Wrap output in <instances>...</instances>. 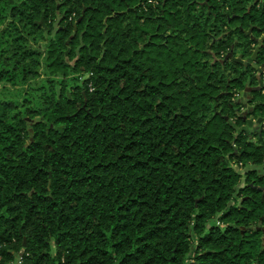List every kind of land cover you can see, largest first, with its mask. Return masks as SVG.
Wrapping results in <instances>:
<instances>
[{
	"label": "trees",
	"instance_id": "obj_1",
	"mask_svg": "<svg viewBox=\"0 0 264 264\" xmlns=\"http://www.w3.org/2000/svg\"><path fill=\"white\" fill-rule=\"evenodd\" d=\"M204 1L0 0V264H264V130L225 59L264 0Z\"/></svg>",
	"mask_w": 264,
	"mask_h": 264
},
{
	"label": "flooded vegetation",
	"instance_id": "obj_2",
	"mask_svg": "<svg viewBox=\"0 0 264 264\" xmlns=\"http://www.w3.org/2000/svg\"><path fill=\"white\" fill-rule=\"evenodd\" d=\"M257 0H253L251 3H254ZM209 3V0H205L203 4ZM220 5H222V1L220 0ZM250 5V3H249ZM252 29L251 33H249V30ZM250 39H253V28H249L245 32ZM256 43L251 44L250 49L252 48L251 56L244 57L243 51L246 46H239L242 40L238 38V36H235L233 40V44L230 48L229 53L226 55L225 59H228L230 57L235 58L238 62L242 64L243 69L247 70L249 73H247V78L245 80V87L237 94H235L233 100L235 101V104H238L235 109L238 114V116H241L243 120L245 121V124L243 125V128L247 130L249 134H251L250 139L253 140L254 136H257L258 133L262 132L264 130V75H259L258 70H262L263 68H259L255 70H252V67H255V63H257V57L256 61L253 60V56L257 51V47H259L257 51V56L260 54L261 47L264 45V35L261 38H254ZM261 41V42H260ZM248 49V48H247ZM258 64V63H257ZM253 65V66H252ZM259 65V64H258ZM261 66V65H259ZM255 75L254 79L251 75ZM255 82V83H254ZM262 86L263 89L258 93L257 90H255V87ZM249 120L251 121V125H249ZM255 141V139H254ZM259 174L263 175L264 171V164L258 167ZM258 189L262 190L264 194V186L257 187ZM242 232L245 234L247 231L249 233H253V231L260 234L262 239V251H264V216L260 217V219L257 222H251L250 226H242ZM258 263V261H257Z\"/></svg>",
	"mask_w": 264,
	"mask_h": 264
},
{
	"label": "rangeland",
	"instance_id": "obj_3",
	"mask_svg": "<svg viewBox=\"0 0 264 264\" xmlns=\"http://www.w3.org/2000/svg\"><path fill=\"white\" fill-rule=\"evenodd\" d=\"M37 47V46H36ZM41 48H43V47H40V49ZM41 72H42V74H43V78L45 77V76H47V75H45V70L42 68L41 69ZM40 79H37L36 81H39ZM35 86H37V84L35 85ZM17 90H18V87H15V86H13V85H11V84H8V83H6V82H1L0 83V98H3V96L5 95V94H15L16 92H17ZM255 139V141L257 142V136H254L253 137V140ZM236 163H238V162H236ZM236 165V164H235ZM234 165V166H235ZM240 165V164H239ZM246 167H249V166H246ZM238 171H240V172H244V169H245V166H242V165H240V166H236L235 167ZM19 260L17 259V258H15V260L13 261V262H11L10 264H20V262H18Z\"/></svg>",
	"mask_w": 264,
	"mask_h": 264
},
{
	"label": "water",
	"instance_id": "obj_4",
	"mask_svg": "<svg viewBox=\"0 0 264 264\" xmlns=\"http://www.w3.org/2000/svg\"><path fill=\"white\" fill-rule=\"evenodd\" d=\"M252 29L249 30V33H251ZM261 42V41H260ZM259 47H257V51H258ZM257 51L256 53L254 54L253 56V60L256 61V57H257ZM255 68L256 69H261L263 68L262 70H258L259 71V75H261L263 72H264V65H261L259 66L257 63H255ZM264 77V76H263ZM255 90H257L258 92L261 91L263 89L262 86H259V87H255L254 88ZM249 125H251V121L249 120ZM59 130H62V127H58ZM24 244L26 245V242H24Z\"/></svg>",
	"mask_w": 264,
	"mask_h": 264
},
{
	"label": "built area",
	"instance_id": "obj_5",
	"mask_svg": "<svg viewBox=\"0 0 264 264\" xmlns=\"http://www.w3.org/2000/svg\"><path fill=\"white\" fill-rule=\"evenodd\" d=\"M235 164H236V165H235ZM239 164H240V165H243L242 162H240V163L233 162V167L240 166ZM234 165H235V166H234ZM19 262L21 263V261H19Z\"/></svg>",
	"mask_w": 264,
	"mask_h": 264
}]
</instances>
